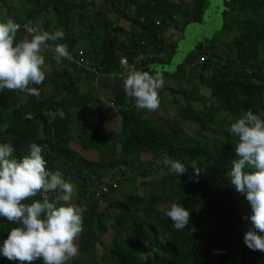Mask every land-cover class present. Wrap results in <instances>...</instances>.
Returning <instances> with one entry per match:
<instances>
[{"label": "trees", "instance_id": "1", "mask_svg": "<svg viewBox=\"0 0 264 264\" xmlns=\"http://www.w3.org/2000/svg\"><path fill=\"white\" fill-rule=\"evenodd\" d=\"M15 1L0 0V18L34 22L48 32L62 30L63 39L47 44H67L72 49L87 46L88 56L104 75L103 80L105 75L123 71L119 62L121 55L132 61L148 47H153L157 54L165 51L164 34L173 27L203 22L208 2ZM227 15L224 32L235 33L229 39L235 48L217 52L211 45L204 46L200 56L206 60L193 68L199 75L188 78L191 82L195 79L200 87H209L220 105L214 109L213 102L211 105L205 101V107H196L195 111L188 109L192 106L178 107L182 103L179 95L183 92L180 88H171L172 104L169 101L168 104L172 106L174 120H145L147 110L135 107L121 83L112 99L120 107L122 116L118 137L115 135L119 143L118 157L104 156L100 146L105 135H114L105 128L108 112L102 100L95 111L97 124L87 142L78 146L67 139L69 120L87 119L84 115L92 101L89 93L82 94L78 84L94 79L90 71H87L88 77L79 76L84 69L73 61L64 58L57 65L54 58L49 61L44 55L46 79L42 85H33L40 89L39 99L19 91H0V143L14 147V158L27 155L29 145L36 143L42 147L46 168L63 172L66 177L77 174L81 189L107 184L120 176L127 177L126 183L130 180L128 188H123L122 180L117 189L105 196L109 202L105 211L98 213L95 208V226L84 229L78 237V254L67 264H264V252L252 251L244 243V233L251 225L250 219L244 217H250L252 210L245 194L235 190L227 175L236 158V138L229 132L230 124L241 111L248 109L264 119V0H231ZM115 19L129 22L131 28L124 29ZM22 38L18 31L17 42ZM163 63L170 61L165 56H154L137 70L155 72L158 69L154 65ZM247 66L254 70L248 72ZM181 72L186 70L178 68L172 75L177 77ZM48 84L53 88L45 97ZM65 91L68 97L63 95ZM58 109L64 112V117L57 116L50 124L44 113ZM26 113H31L32 118L26 119ZM63 152L66 159L58 164ZM170 161L184 165L185 173L170 174ZM160 167L167 172L162 173ZM133 173L136 174L131 176ZM173 187L171 194L167 188ZM151 190L155 192L154 200L149 194ZM94 200L97 199L92 198V205L98 206ZM172 202L190 212L189 223L183 229H175L164 215L163 210ZM1 219L0 245L11 228L18 226L4 217ZM98 247L102 250L100 256L91 258ZM7 262L29 264L0 255V264ZM31 264H43V261Z\"/></svg>", "mask_w": 264, "mask_h": 264}, {"label": "clouds", "instance_id": "2", "mask_svg": "<svg viewBox=\"0 0 264 264\" xmlns=\"http://www.w3.org/2000/svg\"><path fill=\"white\" fill-rule=\"evenodd\" d=\"M20 25L7 18L0 20V91H19L40 98L46 79L47 65L42 54L47 42L64 38L62 30L54 32L29 29L30 37L16 40ZM57 65L71 59L65 44H55ZM125 95L135 102L138 110L155 111L160 106L159 89L164 86L160 71L131 70L122 77ZM51 124L62 110L44 113ZM31 119V113L25 114ZM229 132L236 138L235 159L227 173L238 193L245 194L252 210L251 225L243 239L252 251L264 252V119L251 109L241 111L230 124ZM14 147L0 143V217L18 226L11 228L0 245V255L9 260L43 264H67L78 254L77 239L84 231L86 208L73 203L75 185L59 172L46 168L42 147L29 145V153L17 159ZM170 174L182 175L186 169L178 161H170ZM39 197V198H36ZM177 230L189 223L190 212L172 202L164 210Z\"/></svg>", "mask_w": 264, "mask_h": 264}, {"label": "rangeland", "instance_id": "3", "mask_svg": "<svg viewBox=\"0 0 264 264\" xmlns=\"http://www.w3.org/2000/svg\"><path fill=\"white\" fill-rule=\"evenodd\" d=\"M17 0L15 1V3ZM231 2V0H208L206 8H205V14L203 16V22H190L187 25H180V27L176 28L173 27L169 29L164 34V40L167 44L165 48H168L167 51V61H170L171 63H175L178 68L182 70H187L186 72H181L177 77L174 75H164V81H169L170 85L176 83L177 85H174L173 88H180V90L183 92L179 95L181 102L178 107H181L182 105H185V107H190L188 109L194 110V108L199 107L198 109H203L204 102L210 101L211 105L213 102L214 109L220 105V100L217 96H214L212 94V90L209 87H203L204 91L202 92L201 87L195 83V79H192L194 81L191 82L190 79L195 77L196 75H199V72L197 69L189 68V63L194 58V53H197L198 56L200 55V52L202 51V48L207 45H211V49L215 47L217 52H221V50H232L230 48H235L234 43L230 42V38L232 35H235L234 32L227 33L224 32L225 24L228 20L227 10H228V4ZM98 6H101V3L98 4ZM106 7H104V10ZM112 14L110 15V17ZM4 16L0 18V20H4ZM115 21L121 25L124 29L129 30L130 23L124 22L121 20L115 19ZM229 32V31H228ZM122 38L125 39V34L122 35ZM77 48H83L88 52L87 46H81ZM205 52H211V50H204ZM42 54L47 56V60H51L50 58H54V53L48 51L47 49L43 48ZM93 57V56H92ZM197 61L196 66H201V63L199 64L200 58ZM195 63V60H194ZM193 63V64H194ZM109 81H114L115 78L107 77L105 76ZM186 79L190 80V83L186 81ZM80 90L82 91V94L89 93L88 95L92 97L91 103H89L88 106V112L84 115L86 118L80 119V121L75 120H69V132L67 134V139L71 142L73 145L82 146L84 142H87V138L91 134L93 127L97 124V118L95 115V111L97 109L98 103L102 100L103 102H106L109 106L110 100L113 99L112 92H103L100 93L104 89L103 85L96 79H91L88 81L86 79L84 82L80 81L78 84ZM53 86L50 84L46 85L44 95L45 97H48V95L51 93ZM63 95L65 97H68L67 92H63ZM159 98L163 100V102L160 101V107L152 111L154 112L158 117H162L164 119H168L173 121L174 118L171 113V107L172 103L170 100H172L173 96L169 89L161 88L159 89ZM68 100V99H67ZM168 101L171 104H168ZM174 105V104H173ZM71 111V110H70ZM108 113L113 115V118H109L108 113L107 114V125L105 128H109L110 131H113L114 135H105L103 142L100 146H102L103 155L109 156V157H118L119 156V143L116 142L117 138H115V135L118 137V132L121 129L122 125V116L120 113V109L117 108V105L115 104L111 108H108L106 110ZM174 111V109H173ZM195 111V110H194ZM172 118V119H171ZM108 121V122H107ZM82 123L85 124V126H82ZM185 127V125H182ZM84 127V128H83ZM79 135L81 137H79ZM77 136V137H74ZM73 137V138H72ZM63 155L61 156V159L59 160L58 164L64 162L63 160L66 159V153L63 152ZM124 159H121L123 161ZM160 170L162 173H166V169L164 167H160ZM65 178H67V181L73 183L76 188V192L73 196V203L79 205V206H85L86 204L90 205L87 207L86 212L84 213V229H91L94 228L96 220H95V213L94 210L97 208L98 213L105 211L108 206L109 202L107 198H97L95 194L92 192L89 196H85L82 192V189L77 185L78 184V176L75 175H69V177H66V175L62 172L61 173ZM136 173H133L131 176H134ZM155 176V175H154ZM131 178V177H130ZM124 182L123 188H128L130 180L126 183L127 177L122 178ZM66 180V179H65ZM127 184V185H125ZM168 191H170L171 194L174 193L175 187L173 188H167ZM149 194L151 196V200H154L155 192L153 190L149 191ZM118 196V193L115 195ZM39 198V197H36ZM92 198H95L97 200H94V203H98V206L92 205ZM88 201V202H87ZM87 202V203H86ZM1 217H0V230H1ZM97 247V245L95 246ZM91 250V249H89ZM102 252L101 247H98L96 249V253H94L91 258H95V256H100V253ZM92 263L94 262L91 259ZM96 262V261H95ZM9 264H16V263H10ZM99 264V263H97Z\"/></svg>", "mask_w": 264, "mask_h": 264}, {"label": "built area", "instance_id": "4", "mask_svg": "<svg viewBox=\"0 0 264 264\" xmlns=\"http://www.w3.org/2000/svg\"><path fill=\"white\" fill-rule=\"evenodd\" d=\"M4 19H7V18H4ZM10 19L14 20L13 18H10ZM16 23L20 25L19 32L21 33V36L23 38L25 36L30 37L29 29H36L39 31H44L43 26H41L39 24H35L34 22H27V23L16 22ZM65 45L67 46L68 51H69L70 56H71V59H69V60H71L75 64H77L78 67H81L82 69H84L83 71H81L78 74L79 76L88 77L87 71H90L92 73L93 78H96L97 80H98V78L95 76H101L102 78L104 77V75L93 64V61L88 56V53L86 50H84L83 48H77V47L72 49L67 44H65ZM43 48L54 53V51L52 50L54 48V45L46 44ZM165 54H167V48L165 49V51L161 52L160 54H157L155 52V50L153 49V47H148L147 49H144L143 52H141L139 55L137 54L132 61L126 55H121L119 62L123 68V71L119 72V73H112L110 75H105V76L112 77L115 79L116 78L122 79V77L126 76L129 71L137 70L140 65L145 63L150 58H153L154 56L162 58L165 56ZM205 60H206V58L204 56L200 57L201 62H204ZM246 70L248 72H252V70H254V69L247 66ZM85 74H86V76H85ZM109 104H110V106H114L115 105L114 100L110 101ZM122 178L123 177L120 176V177L114 178L113 180H111L107 184L101 183V184H96V185L86 187V188L82 189V192L84 193L85 196H89L93 192L97 198L103 199V198H105L106 195L110 194L112 190L117 189L120 186V182L123 180Z\"/></svg>", "mask_w": 264, "mask_h": 264}, {"label": "crops", "instance_id": "5", "mask_svg": "<svg viewBox=\"0 0 264 264\" xmlns=\"http://www.w3.org/2000/svg\"><path fill=\"white\" fill-rule=\"evenodd\" d=\"M165 57L166 58L168 57L167 54H165ZM200 57H202V56H200V55L198 56L197 53H194V58H193V60L190 61L189 68H194V66H196V64H197V61L199 60L198 58H200ZM194 60H195V63H194ZM200 63L202 64L203 62L199 61V64ZM154 67L157 68L163 74V76L164 75H167V74L172 75V74H174V71L177 70L176 64L175 63H171V62L169 64L163 63V65L155 64ZM186 70H187V67H186ZM145 71H148V70H145ZM163 72H165V73H163ZM167 72H169V73H167ZM88 81H89V79H88ZM103 81H105V83H102L104 89L102 91H100V93L108 92V91H110L112 93L113 92H116L117 89H118V87H119V85L122 83V79L121 78H116V79H114V81H109L107 78H105V80H103ZM113 83H114V85H113ZM174 85H177V84L174 83V84L170 85V82L169 81H165L163 88H165V89L166 88L167 89H171V88H173ZM200 90H202V92H203L204 91L203 87H201ZM110 101H112V100H110ZM104 106L107 109L108 108H111L110 104H109L110 107H108V104L106 102H104ZM117 108H120V107L117 106ZM95 115H96V112H95ZM109 118L112 119L113 118V115L110 114ZM149 118H151L154 121H158V122H161V121H171V120H168V119H164L162 117H158L154 112H148L147 111V114L145 115V120L146 119L148 120ZM111 121H113V120H111ZM74 137H77V136H74ZM79 137H81V136L79 135ZM67 150H69V149L67 148Z\"/></svg>", "mask_w": 264, "mask_h": 264}, {"label": "water", "instance_id": "6", "mask_svg": "<svg viewBox=\"0 0 264 264\" xmlns=\"http://www.w3.org/2000/svg\"><path fill=\"white\" fill-rule=\"evenodd\" d=\"M145 70H147V69H142L141 71H145ZM85 76H86V74H85ZM95 77H97L98 78V80H99V82L102 84V83H105V81H103V79H102V77L101 76H95ZM115 83V82H114ZM114 83H113V85H114ZM123 83V82H122Z\"/></svg>", "mask_w": 264, "mask_h": 264}]
</instances>
